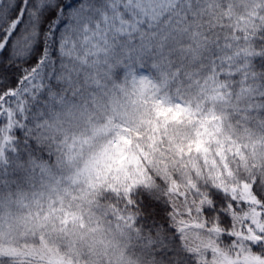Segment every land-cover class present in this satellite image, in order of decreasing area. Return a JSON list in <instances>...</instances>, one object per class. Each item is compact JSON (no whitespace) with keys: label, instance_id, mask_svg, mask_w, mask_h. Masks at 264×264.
<instances>
[{"label":"clouds","instance_id":"9594fccd","mask_svg":"<svg viewBox=\"0 0 264 264\" xmlns=\"http://www.w3.org/2000/svg\"><path fill=\"white\" fill-rule=\"evenodd\" d=\"M197 4L124 0L103 49L65 18L0 139V264H264V0Z\"/></svg>","mask_w":264,"mask_h":264},{"label":"snow or ice","instance_id":"6c2138e0","mask_svg":"<svg viewBox=\"0 0 264 264\" xmlns=\"http://www.w3.org/2000/svg\"><path fill=\"white\" fill-rule=\"evenodd\" d=\"M66 17L91 42L107 48L118 35L120 0H60L55 5L53 0H0V139L19 131L24 101L39 88L41 70L67 31Z\"/></svg>","mask_w":264,"mask_h":264},{"label":"trees","instance_id":"16d2710c","mask_svg":"<svg viewBox=\"0 0 264 264\" xmlns=\"http://www.w3.org/2000/svg\"><path fill=\"white\" fill-rule=\"evenodd\" d=\"M124 0H120V10H122V3ZM185 9L187 10H195L198 7L197 0H182Z\"/></svg>","mask_w":264,"mask_h":264},{"label":"rangeland","instance_id":"374dc122","mask_svg":"<svg viewBox=\"0 0 264 264\" xmlns=\"http://www.w3.org/2000/svg\"><path fill=\"white\" fill-rule=\"evenodd\" d=\"M165 2H166V3H170V2H171V0H165Z\"/></svg>","mask_w":264,"mask_h":264}]
</instances>
